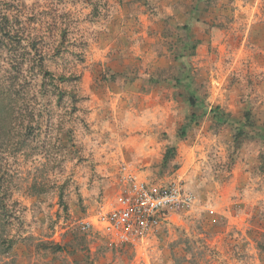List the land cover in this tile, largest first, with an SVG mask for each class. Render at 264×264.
<instances>
[{
    "label": "rangeland",
    "instance_id": "rangeland-1",
    "mask_svg": "<svg viewBox=\"0 0 264 264\" xmlns=\"http://www.w3.org/2000/svg\"><path fill=\"white\" fill-rule=\"evenodd\" d=\"M0 22V264H264V0H0ZM125 172L194 202L109 247L78 224Z\"/></svg>",
    "mask_w": 264,
    "mask_h": 264
},
{
    "label": "built area",
    "instance_id": "built-area-1",
    "mask_svg": "<svg viewBox=\"0 0 264 264\" xmlns=\"http://www.w3.org/2000/svg\"><path fill=\"white\" fill-rule=\"evenodd\" d=\"M182 188L178 183L156 184L125 172L113 204L79 222L78 230L101 235L109 247L136 245L153 234L167 215L194 202V196Z\"/></svg>",
    "mask_w": 264,
    "mask_h": 264
},
{
    "label": "trees",
    "instance_id": "trees-1",
    "mask_svg": "<svg viewBox=\"0 0 264 264\" xmlns=\"http://www.w3.org/2000/svg\"><path fill=\"white\" fill-rule=\"evenodd\" d=\"M8 35L9 34H8V31H7V28L5 27V25L2 22H0V42L2 41L3 38H6V36L8 37ZM211 113H212V115L214 117H218L219 116V114L216 112V110H211ZM249 116H250V114L248 112L245 113V117L247 118V120H249ZM220 121L223 122L224 120L221 119ZM239 135H240V133H239ZM169 153H170V151H169ZM0 213H2V215H5V214L8 213V211H6V206H5L4 202H3V199H0ZM2 222L4 224H7V222H4L3 220H2ZM2 228H3V226L0 227L1 230H3ZM6 237H7L6 234H4V237H2V238H1V235H0V239H1L0 241H2V243H5V238ZM6 249L10 250L11 247L9 246Z\"/></svg>",
    "mask_w": 264,
    "mask_h": 264
},
{
    "label": "clouds",
    "instance_id": "clouds-1",
    "mask_svg": "<svg viewBox=\"0 0 264 264\" xmlns=\"http://www.w3.org/2000/svg\"><path fill=\"white\" fill-rule=\"evenodd\" d=\"M148 182H150V181H148ZM152 183H154V182H152ZM156 184H160V183H156ZM179 184V183H178ZM82 233V232H81ZM84 234V233H83ZM85 234H90V233H85ZM105 239V238H104ZM122 246H124V245H122ZM121 247V246H120Z\"/></svg>",
    "mask_w": 264,
    "mask_h": 264
}]
</instances>
